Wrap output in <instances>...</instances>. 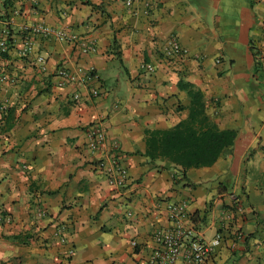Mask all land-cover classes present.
<instances>
[{"label":"crops","instance_id":"1","mask_svg":"<svg viewBox=\"0 0 264 264\" xmlns=\"http://www.w3.org/2000/svg\"><path fill=\"white\" fill-rule=\"evenodd\" d=\"M37 25L77 39L34 34ZM172 37L181 57L164 55ZM29 39L36 49L24 54ZM4 40L0 210L11 221L0 223V264H141L171 226L167 204L180 201L195 238L221 235L201 264H264V0H0ZM83 41L97 50L83 52ZM64 65L94 77L58 87ZM195 91L237 136L212 166L182 178L169 161L150 160L146 133L188 118ZM95 122L106 144L93 152ZM116 144L129 173L121 189L94 167Z\"/></svg>","mask_w":264,"mask_h":264},{"label":"built area","instance_id":"2","mask_svg":"<svg viewBox=\"0 0 264 264\" xmlns=\"http://www.w3.org/2000/svg\"><path fill=\"white\" fill-rule=\"evenodd\" d=\"M133 0H126L127 5H131ZM34 34L50 36L63 42L74 43L77 35L68 33L62 29H53L45 25H37L32 28ZM82 51L85 53L95 52L97 50L95 41L82 42ZM1 52H7L8 43L4 40L0 42ZM36 49L34 39H29L23 50L24 54H30ZM186 53L178 40L172 37L168 40L165 48L164 55L167 58L181 57ZM37 63L40 68L45 71L47 69V61L43 55L38 54L36 57ZM154 66H149V71H154ZM55 78V85L58 87H67L71 83L78 85L88 84L94 77L91 69L79 66L76 69H71L66 65L59 67L53 74ZM1 80L7 81L8 76H2ZM94 90V89H93ZM95 96H98L96 90L93 91ZM73 98L80 100V94L76 93ZM5 102L2 109L8 107ZM87 135L89 138V148L95 152L101 149L106 144V130L103 122H95L88 126ZM121 148L115 145L114 155L107 160H99L95 162L96 170L105 173L108 177L109 183L121 189L124 187L128 180V169L122 164L120 159ZM171 226L165 231H158L156 238L159 247L153 251L152 255L142 262L141 264H181L180 258L183 257L186 264H201L206 261L210 255L215 251L221 243V235L217 234L216 237L209 243L202 239L195 238L192 235L193 228L189 223L188 203L186 201L169 202L166 206ZM47 211L41 208L38 211L39 217H45ZM11 221V216L0 210V223H7ZM73 253V251H70Z\"/></svg>","mask_w":264,"mask_h":264},{"label":"trees","instance_id":"3","mask_svg":"<svg viewBox=\"0 0 264 264\" xmlns=\"http://www.w3.org/2000/svg\"><path fill=\"white\" fill-rule=\"evenodd\" d=\"M192 107L188 118L168 130H148L146 155L151 161L162 159L187 170L212 166L226 147L233 145L236 131L221 129L205 110L202 93L191 92Z\"/></svg>","mask_w":264,"mask_h":264}]
</instances>
